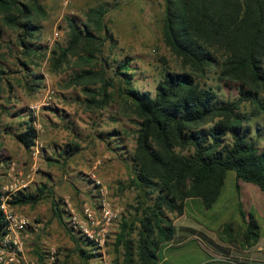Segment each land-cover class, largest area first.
Segmentation results:
<instances>
[{
	"label": "trees",
	"instance_id": "16d2710c",
	"mask_svg": "<svg viewBox=\"0 0 264 264\" xmlns=\"http://www.w3.org/2000/svg\"><path fill=\"white\" fill-rule=\"evenodd\" d=\"M162 38L171 54L181 61L182 70L164 68L153 93L136 89L131 82L127 61L118 64L115 76L120 80V95L129 102L137 118L135 148L126 166L136 191L138 224L136 241L131 235L134 223L123 221L115 247H121L125 264H155L161 246L174 238L175 229L168 214L183 215L185 201L200 199L206 210L217 203L229 172L236 181L253 184L264 192V128L249 125L252 117L264 111V0H163ZM106 9H89L87 23L80 27L68 20L66 45L53 52V70L71 57L84 63L96 59L103 45L102 31ZM45 15L41 0H0V36L3 28L16 32L21 54L42 59L45 48L38 44L40 19ZM106 36L108 31H105ZM104 33V34H105ZM106 38V37H105ZM114 45L113 37L107 36ZM25 66V63L21 62ZM216 71L219 81L236 86L238 99L222 101L212 87L198 78ZM42 77L34 75L32 85L40 88ZM101 83L98 89L83 87L84 102L102 109L111 101L110 81L103 70H82L71 85ZM244 102L255 106L252 114L242 113ZM25 121L15 139L27 150L35 146L38 131ZM110 136L119 135L113 131ZM111 140V138H108ZM111 144V142H109ZM77 149L67 147L72 156ZM238 187V183H236ZM43 190L18 191L13 206L34 205ZM54 216L62 223V213L53 202ZM238 211L246 224L243 241L256 243L259 225L246 214L241 203ZM231 224L224 230L229 234ZM5 223L0 215V234ZM82 239V238H81ZM79 240V239H78ZM78 242V241H77ZM81 244L91 248L82 239ZM85 258L96 257L79 249ZM135 255L137 260L131 257Z\"/></svg>",
	"mask_w": 264,
	"mask_h": 264
},
{
	"label": "rangeland",
	"instance_id": "374dc122",
	"mask_svg": "<svg viewBox=\"0 0 264 264\" xmlns=\"http://www.w3.org/2000/svg\"><path fill=\"white\" fill-rule=\"evenodd\" d=\"M41 3L45 11L39 21L42 29L38 44L45 48L41 60L21 54L16 32L3 28L0 36V109L3 115L0 127L13 136L22 130L26 116L30 118L31 105L40 107L39 136L34 147L38 152L34 153L33 149L34 156L22 151L15 165H11L14 161L5 164L3 160L0 192L6 183L3 174L11 168L23 179L34 172L23 191L43 190V197L37 204L14 206L18 214L29 220L21 233L28 260L39 264L47 260L52 264H108L124 255L121 247H115L123 221L134 223L131 239L136 241L138 215L135 210L139 207L136 191L130 186L131 171L126 166L135 148L137 118L129 102L120 95V80L115 72L118 64L126 60L132 85L140 91L153 93L164 68L180 72L181 61L163 42V0H41ZM94 8L106 9L103 18L106 29L101 33L104 41L100 53L90 63L80 59L84 54L71 57L54 71L52 53L66 45L70 30L68 20L74 18L82 27L87 23L86 13ZM106 30L107 36L113 37L114 45L108 41ZM82 70L104 71L106 80L112 84L109 88L112 101L106 107L99 109L84 102L87 95L82 91L83 87L98 89L101 83L70 84L74 75ZM34 75L42 77L40 88L32 85ZM198 81L212 87L224 102L239 97L236 86L219 81L216 71ZM48 96L51 100L47 104L44 98ZM254 110L251 103L240 105L242 113L252 114ZM251 117L249 125L254 135L256 127L264 128V111ZM113 131L119 135L110 136ZM259 145L264 146V140H259ZM69 146L77 149L72 156L65 154ZM53 202L62 213V223L54 216ZM103 203L117 211L118 218L107 230L104 248L96 252V257L88 259L80 255L79 249L92 253L91 248L79 243L82 239L87 240L79 232L78 225L73 229L71 219L75 217L77 222H84L85 208L98 216ZM239 203L246 214L256 217L260 244L264 245V192L253 184L237 182L232 172L226 176L221 195L212 209L206 213L200 202L189 200L185 204L188 218L181 223L192 226L220 223L217 231L211 234L215 239L218 236L225 239L228 234L223 232L225 228L221 230L222 223L239 219V222L230 223L233 231L230 235L235 237L234 240H240L246 224L241 216H233ZM229 209L232 216L225 214ZM168 217L172 223L176 219L174 214H168ZM205 259L202 249H196L188 255L186 263L197 264Z\"/></svg>",
	"mask_w": 264,
	"mask_h": 264
},
{
	"label": "crops",
	"instance_id": "0c3cea01",
	"mask_svg": "<svg viewBox=\"0 0 264 264\" xmlns=\"http://www.w3.org/2000/svg\"><path fill=\"white\" fill-rule=\"evenodd\" d=\"M2 116V110L0 109V119L2 118ZM30 118L26 116L25 120L28 121ZM33 121L34 120L32 119L31 124L33 123ZM34 147L29 150L25 149L15 139L14 134L12 136L10 133L4 131L0 127V166H3V160L6 161L5 164H7L8 161H14L11 162V165H15V163H17V160H19V158L22 156V151H28L31 155L36 156L33 149L37 150V148ZM3 176H5V181L3 182H6L5 184H7L10 183L12 181V178L16 177L17 175L13 173V168H11L6 172L5 175L3 174ZM20 176L21 175H19L18 177ZM189 200H197L198 202H200L202 210L206 213L209 212V210H206L204 208L200 199H188L185 201V204ZM230 211V209L226 210L225 214L231 215ZM218 214L219 213H217V215ZM233 216H240L238 208L236 210V213H233ZM186 218L188 217L186 215L184 207L183 215L173 220V226L175 229L173 240L161 246V249L157 253L155 264H187L186 262L188 255L193 253V251H195L196 249H202V251L206 255V259L200 261L197 264H264V245L260 244V240H258L256 243L244 242L243 238L240 240H234L235 237H231L230 235V232H233L232 227L230 232L228 231L229 234L225 236V239H222L221 236H218V239H215L211 232L217 231L220 223H207L204 225L198 224L196 226L181 223V221ZM234 221L239 222V219H233L231 220V222L222 223L221 230ZM213 228L216 229L213 230ZM245 228L246 226H244L242 229L244 230ZM225 231L227 232V229H225ZM131 258L134 261L137 260V257L135 255H133ZM125 260L126 257L125 255H123L118 260L113 259V261H110L108 264H125Z\"/></svg>",
	"mask_w": 264,
	"mask_h": 264
},
{
	"label": "built area",
	"instance_id": "2783aa9c",
	"mask_svg": "<svg viewBox=\"0 0 264 264\" xmlns=\"http://www.w3.org/2000/svg\"><path fill=\"white\" fill-rule=\"evenodd\" d=\"M47 104L51 100V96L45 97ZM44 103L43 105H45ZM40 107L37 105L30 107L31 117L34 120L32 125L36 130H39L40 125L37 123ZM35 152H38L35 150ZM33 171L25 176V179L13 177L10 183L5 184L0 192V215L5 223V233L0 234V264H39L36 261L28 260L23 251V243L21 233L26 229L29 220L18 214L15 207L11 204L13 197L18 191L26 189ZM84 222H77L73 217V229L80 228L82 236L91 243L92 253L101 251L106 244V233L111 225L118 218V212L113 210L110 205L103 203L98 216L89 208L84 209ZM43 264H52L50 260Z\"/></svg>",
	"mask_w": 264,
	"mask_h": 264
}]
</instances>
